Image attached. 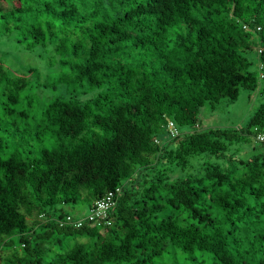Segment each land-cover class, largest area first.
Masks as SVG:
<instances>
[{"label": "trees", "instance_id": "1", "mask_svg": "<svg viewBox=\"0 0 264 264\" xmlns=\"http://www.w3.org/2000/svg\"><path fill=\"white\" fill-rule=\"evenodd\" d=\"M0 34L51 46L0 58V264H264V101L200 117L264 97V0H0Z\"/></svg>", "mask_w": 264, "mask_h": 264}, {"label": "rangeland", "instance_id": "2", "mask_svg": "<svg viewBox=\"0 0 264 264\" xmlns=\"http://www.w3.org/2000/svg\"><path fill=\"white\" fill-rule=\"evenodd\" d=\"M20 37L15 35L11 37L0 36V58L4 61V64L7 67L12 66L20 70L33 67L42 74H47L46 67L51 56V46L44 47L38 44L31 52L25 50L23 44L18 42L17 39ZM30 41L35 40L30 39ZM262 83L264 85V80H262ZM263 101L264 97L262 95L242 90L238 100L234 102L223 100L216 110H211L208 107L202 108L200 113L202 128L244 126ZM243 157L246 156L243 155ZM88 208L87 203L64 206L65 211L77 216L86 214Z\"/></svg>", "mask_w": 264, "mask_h": 264}, {"label": "built area", "instance_id": "3", "mask_svg": "<svg viewBox=\"0 0 264 264\" xmlns=\"http://www.w3.org/2000/svg\"><path fill=\"white\" fill-rule=\"evenodd\" d=\"M261 51V50H260ZM169 129L171 137H175L178 135V129L174 125L172 121L169 123ZM262 140H264V136H260ZM121 189L118 188L116 191L108 192L104 197L97 200L89 213L85 217L74 218L71 215L67 216L64 224L73 225L76 227H81L85 224V222H95L98 224L101 223H111V211L117 204V194L120 193Z\"/></svg>", "mask_w": 264, "mask_h": 264}, {"label": "clouds", "instance_id": "4", "mask_svg": "<svg viewBox=\"0 0 264 264\" xmlns=\"http://www.w3.org/2000/svg\"><path fill=\"white\" fill-rule=\"evenodd\" d=\"M258 50H259V52H260L261 49H258Z\"/></svg>", "mask_w": 264, "mask_h": 264}]
</instances>
